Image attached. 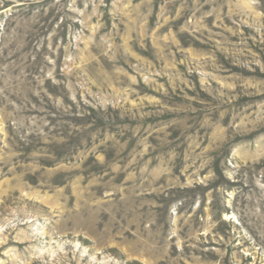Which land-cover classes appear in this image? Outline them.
<instances>
[{
	"label": "rangeland",
	"instance_id": "rangeland-1",
	"mask_svg": "<svg viewBox=\"0 0 264 264\" xmlns=\"http://www.w3.org/2000/svg\"><path fill=\"white\" fill-rule=\"evenodd\" d=\"M0 264H264V0H0Z\"/></svg>",
	"mask_w": 264,
	"mask_h": 264
}]
</instances>
